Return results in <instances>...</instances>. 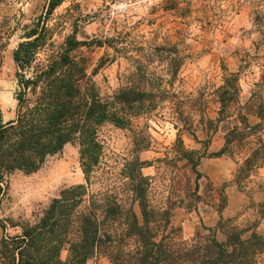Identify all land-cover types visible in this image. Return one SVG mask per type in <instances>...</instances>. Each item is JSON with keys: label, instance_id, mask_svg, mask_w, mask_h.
<instances>
[{"label": "rangeland", "instance_id": "rangeland-1", "mask_svg": "<svg viewBox=\"0 0 264 264\" xmlns=\"http://www.w3.org/2000/svg\"><path fill=\"white\" fill-rule=\"evenodd\" d=\"M47 3L0 0L4 121L17 110L14 51L25 24L46 12ZM53 17L56 39H62L59 32L70 34L76 20L78 38L105 41L84 48L103 96L132 84L151 89L157 102L125 128L110 123L101 128L104 164L94 173L90 192L110 189L129 201L123 169L137 155L150 164L143 172L152 178L151 202L174 206L173 224L184 238L211 229L225 240L221 219L249 229L247 236L264 235V117L258 115L264 114V0H64ZM227 83L236 84L239 94L221 117L219 96ZM230 131L235 137L229 151L213 155ZM180 138L203 155L198 180L176 153ZM256 148L262 157L239 179L245 158ZM81 183L87 180L77 142L49 156L36 172L0 174V240L21 234L63 189ZM67 255L64 249L62 258ZM87 264L111 263L98 254Z\"/></svg>", "mask_w": 264, "mask_h": 264}, {"label": "trees", "instance_id": "trees-1", "mask_svg": "<svg viewBox=\"0 0 264 264\" xmlns=\"http://www.w3.org/2000/svg\"><path fill=\"white\" fill-rule=\"evenodd\" d=\"M63 2L48 0L46 12L25 24L24 39L14 51L17 110L14 118L4 121L0 106V174L36 172L49 156L77 142L87 183L63 189L21 234L3 237L0 264H87L98 254L107 256L111 264H264V235L253 231L247 236L249 229L229 220L218 222L225 240L211 229L184 238L181 227L173 224L174 206L151 202L152 178L143 172L150 164L137 155L123 169V191L129 193V201L110 189L90 192L91 179L104 164L101 128L108 123L125 128L134 116L155 109L157 102L146 86L127 84L113 95L101 94L84 48L103 46L105 41L78 38L76 20L70 34L59 32L62 39H56L57 23L51 21ZM238 94L234 83L221 86V117ZM258 115L264 117L263 112ZM232 134H227L225 146L213 155L229 151ZM175 150L200 179L203 155L188 149L181 138ZM260 150L245 158L239 179L262 157ZM64 249L66 259L62 258Z\"/></svg>", "mask_w": 264, "mask_h": 264}]
</instances>
